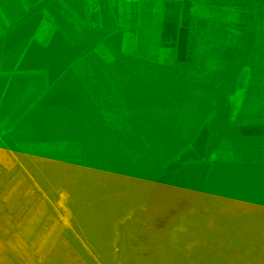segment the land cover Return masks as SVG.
Here are the masks:
<instances>
[{
  "label": "rangeland",
  "instance_id": "1",
  "mask_svg": "<svg viewBox=\"0 0 264 264\" xmlns=\"http://www.w3.org/2000/svg\"><path fill=\"white\" fill-rule=\"evenodd\" d=\"M123 4L129 6L122 15V5L110 8L109 39H74L56 66L87 49L111 47L117 76L146 82L145 92L128 89L120 98L152 117L146 134L128 141L140 149L110 152L112 160L100 162L109 180L127 188L114 189L115 183L105 198L78 191L73 199L59 186L27 182L28 214L7 205L0 186V264H264V73L258 68H264V0ZM175 16L187 19L184 61L176 58L173 38L161 34L164 19ZM103 109L108 112L107 102ZM181 169L196 172L195 187L176 184ZM7 181L0 175V185ZM177 189L187 202L167 210ZM146 240L148 248L138 245Z\"/></svg>",
  "mask_w": 264,
  "mask_h": 264
},
{
  "label": "crops",
  "instance_id": "2",
  "mask_svg": "<svg viewBox=\"0 0 264 264\" xmlns=\"http://www.w3.org/2000/svg\"><path fill=\"white\" fill-rule=\"evenodd\" d=\"M123 3L0 0V175L3 184L8 179L0 186L7 205L32 213L27 182L59 186L73 199L81 196L78 191L105 198L115 183L114 189L127 188L109 180L100 171V162L112 160L110 152L140 149L128 141L131 135L146 134L152 117L133 112L120 98L125 99L128 89L145 92L146 82L138 85L131 75L117 76L121 71L111 47L87 49L56 66L72 50L74 39L75 43L99 36L109 39L104 32L112 23L110 8L122 5V15L129 6ZM115 21L120 24V18ZM106 102L108 112L103 109ZM107 118L116 121L114 128L107 125ZM141 118L144 123L138 121ZM98 176L102 180L97 182L103 183L96 188ZM134 180L130 179L132 185ZM14 198L16 204L10 202ZM83 204L81 208L88 205Z\"/></svg>",
  "mask_w": 264,
  "mask_h": 264
},
{
  "label": "trees",
  "instance_id": "3",
  "mask_svg": "<svg viewBox=\"0 0 264 264\" xmlns=\"http://www.w3.org/2000/svg\"><path fill=\"white\" fill-rule=\"evenodd\" d=\"M190 1H193V0H190ZM186 5L189 6L190 2L186 3ZM186 20L187 19L184 18V16H183V19H182L181 22H180L179 19H177L176 16L174 18H169V17L167 18L166 17L164 19L163 23H162V30H161L162 37L170 36V37L173 38L174 43H175L174 46H175V50H176V58L179 61H184L187 58V34H188V30H187V26H186ZM234 73H235V71L233 70V67H232V69L228 73L229 74L228 82H230L234 78V75H235ZM156 84L157 85H159V84L161 85V82H158ZM171 165H172V163H171ZM181 171H182V173L185 174L184 175L185 177L182 176L183 180L182 181H178L176 184H179L181 186H184V185L188 186V183L185 182V181H188V182H191V185L189 187H191V186L195 187L194 186V179L196 177V172H193V170H192L189 173V176H188V174H186V172H188V171H185V170H182V169H181ZM100 180H102V179H100ZM137 180H139L138 177L134 180V182H137ZM192 181H193V183H192ZM100 182H102V181H100ZM105 187H106V185H102V188H105ZM177 191L178 192L175 191L177 198H175L174 204L172 202H169V201L165 202V205H167V210L168 209L170 210L171 208H174V211H175L177 209V205L182 200L185 199V201L187 202V198H186L187 195H184L185 193L181 192L179 189H177ZM180 193H183V196H181ZM141 212L143 213L144 211L141 210ZM159 215H161V213H159ZM159 217H161V216H159ZM142 227H144V224H143V226L141 224L138 228L143 230ZM153 232H155V230ZM148 241H150V240H146V241H143V242L139 241L138 245L139 244H143V246L147 247L148 244L146 242H148ZM166 245H168V248L170 247V243L169 242H167ZM166 245L163 244V247H165Z\"/></svg>",
  "mask_w": 264,
  "mask_h": 264
},
{
  "label": "clouds",
  "instance_id": "4",
  "mask_svg": "<svg viewBox=\"0 0 264 264\" xmlns=\"http://www.w3.org/2000/svg\"><path fill=\"white\" fill-rule=\"evenodd\" d=\"M62 195L66 196V194H62Z\"/></svg>",
  "mask_w": 264,
  "mask_h": 264
}]
</instances>
